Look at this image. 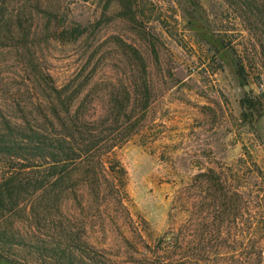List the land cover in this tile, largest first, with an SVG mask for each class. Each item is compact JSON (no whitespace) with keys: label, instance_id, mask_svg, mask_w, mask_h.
<instances>
[{"label":"rangeland","instance_id":"374dc122","mask_svg":"<svg viewBox=\"0 0 264 264\" xmlns=\"http://www.w3.org/2000/svg\"><path fill=\"white\" fill-rule=\"evenodd\" d=\"M61 7V24L87 31L53 41L44 69L58 87L77 88L74 109L88 96L90 128L109 114L110 89L130 87L133 74L149 94H131L137 132L108 155L107 166L123 169L121 203L80 185L76 196L45 207L43 190L28 185L38 174L25 171L15 179L23 184L19 204L0 215L18 241L11 253L25 264H89L92 252L127 264L173 232L191 239L194 207L215 241L212 207L236 191L238 217L224 220L219 236L233 247L230 256L246 260L251 224L264 221V0H64ZM17 76L9 77L21 82ZM8 172L0 165V176Z\"/></svg>","mask_w":264,"mask_h":264},{"label":"trees","instance_id":"16d2710c","mask_svg":"<svg viewBox=\"0 0 264 264\" xmlns=\"http://www.w3.org/2000/svg\"><path fill=\"white\" fill-rule=\"evenodd\" d=\"M63 1L0 0V165L5 163L10 170L0 176V215L4 207L19 204L23 184L15 179L25 171L38 174L28 185L43 190L45 207H58L65 193L76 196L80 185L96 193L104 189L121 203L123 169L115 161L107 166L108 155L137 132L140 117L128 110L137 101L131 94L138 96L141 89L149 94V87L133 74L130 87L110 89L109 114L90 128L88 96L74 109L77 88L73 83L58 87L44 69L45 49L53 41L72 40L87 31L79 23L72 27L60 23ZM13 68H18L21 82L10 79L11 74L17 76ZM244 70L239 65L240 75ZM232 192L223 196V207H212L215 223L207 230L216 233L215 241L205 235L202 207H194L190 210L196 229L191 239H184L183 229L173 232V239H161L153 251L127 264H264V221L249 227L253 234L246 260L230 256L233 247L219 236L223 221L238 217L241 194ZM14 236L0 227V264H25L11 253V246L18 244ZM92 253L89 264H115Z\"/></svg>","mask_w":264,"mask_h":264}]
</instances>
